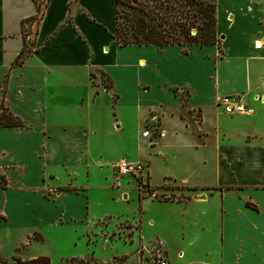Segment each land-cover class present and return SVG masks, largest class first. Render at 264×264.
Here are the masks:
<instances>
[{"label": "crops", "instance_id": "crops-1", "mask_svg": "<svg viewBox=\"0 0 264 264\" xmlns=\"http://www.w3.org/2000/svg\"><path fill=\"white\" fill-rule=\"evenodd\" d=\"M43 1L0 0V109L23 121L0 126V225L88 224L92 193L114 188L137 200L140 248L176 240L181 264H264V0H215L219 42L163 47L117 43V0ZM29 18L35 42L15 64ZM226 96L250 111L226 113ZM150 115L158 132L143 137ZM129 158L155 195L128 176L112 186ZM94 172L110 183H80Z\"/></svg>", "mask_w": 264, "mask_h": 264}, {"label": "rangeland", "instance_id": "rangeland-1", "mask_svg": "<svg viewBox=\"0 0 264 264\" xmlns=\"http://www.w3.org/2000/svg\"><path fill=\"white\" fill-rule=\"evenodd\" d=\"M160 1L162 0H155L154 2L159 3ZM211 1L215 2V0ZM37 3L40 8H43V5L45 4L43 0H37ZM120 9L129 12L131 18L142 14L139 11L131 9L126 4H120ZM33 25L31 24V27H25L28 41L26 56L31 52L32 45L35 42L36 27L34 26V31L31 30ZM165 26L168 30H172V35L184 40L183 37L178 36L179 28L175 26L174 22H167L165 23ZM172 26H175V28ZM192 31H196V29ZM192 34H196V32H192ZM92 78L99 79V81L107 87H110L112 83L111 78L103 71H98L97 73L93 72ZM115 78L117 82H120L121 76L118 73L115 74ZM134 117V114H132L131 119L133 125L135 124ZM158 123L159 121L153 115H150L146 125L149 135L146 130L142 134L143 137H153L156 135L158 132ZM129 138L128 135L124 136V134L119 137L122 141ZM131 157H134V155H131ZM111 158H114V156L111 155ZM129 160L135 161V159L132 158H129ZM117 162L118 161L111 165L113 187L119 186V183L121 182L123 183V178L118 177V174L115 173L114 165ZM105 169L107 173L111 171L109 168ZM110 173H108L109 177H111ZM129 178L134 180L133 182H137L133 176L129 175L128 179ZM58 179H61V181L68 180L64 172L58 174ZM131 180H128L129 183H132ZM79 181L84 185L97 183L106 184L110 183V178L105 179L103 178L102 173L94 172L90 178L80 176ZM147 189L150 188H140L144 194L151 195ZM52 191L53 189H49L50 193H52ZM113 195L117 196V192L114 188H105L92 193L90 196L92 207L88 216V224L82 225L77 223L78 221H73L71 223L59 225H39L32 224L33 221L28 219V223L24 224L21 228L17 226L0 225V264L11 262L13 256H20L23 259H28L34 254L48 256L51 259V264L148 263L144 258L146 251H141L142 248L139 247V243L135 241V235H132L131 232V227L135 226L132 223L135 220L134 216L139 214L137 200H126L123 198L121 202H116V199H112ZM137 225L139 227V224ZM35 226H38V229H34ZM36 230L39 231V233H35L34 237H41L42 234L43 241L33 238V232ZM30 241H34V243L30 244ZM176 244V240L175 242L171 241V245H168L169 247L166 246V248L170 252L172 261L181 264L175 255V250L178 248V245ZM163 246L165 247V245Z\"/></svg>", "mask_w": 264, "mask_h": 264}, {"label": "trees", "instance_id": "trees-1", "mask_svg": "<svg viewBox=\"0 0 264 264\" xmlns=\"http://www.w3.org/2000/svg\"><path fill=\"white\" fill-rule=\"evenodd\" d=\"M35 4L40 9L37 0ZM117 0V26L115 39L119 45L154 44L160 47L169 44L182 45H214L219 41L217 30V4L211 0ZM120 4H126L131 9L139 11L140 15L131 18L127 11L120 9ZM35 18L23 21V38L25 47L19 53L14 63H23L26 56L27 33L26 24ZM167 22H174L178 29V36L172 35V30L165 26ZM175 26H172L175 28ZM196 29V34L192 30ZM0 126H23V121L8 109H0ZM43 240V237H34ZM4 264H51L48 256H38L22 259L14 256L12 261Z\"/></svg>", "mask_w": 264, "mask_h": 264}, {"label": "built area", "instance_id": "built-area-1", "mask_svg": "<svg viewBox=\"0 0 264 264\" xmlns=\"http://www.w3.org/2000/svg\"><path fill=\"white\" fill-rule=\"evenodd\" d=\"M31 30L34 31V26ZM220 103L223 105L224 111L228 114L248 113L250 111L247 105L243 103L241 98L238 96H226ZM147 133L149 135V131ZM114 167L115 173L118 174V177L122 178L130 175L138 180L141 189H146L148 187L146 179H144L146 165L143 162L121 159L114 165ZM147 191L149 194L155 195L151 189H147ZM141 251H146V255L144 256V258L148 261L146 264H171L167 249L160 241H156L151 248L142 247Z\"/></svg>", "mask_w": 264, "mask_h": 264}, {"label": "bare ground", "instance_id": "bare-ground-1", "mask_svg": "<svg viewBox=\"0 0 264 264\" xmlns=\"http://www.w3.org/2000/svg\"><path fill=\"white\" fill-rule=\"evenodd\" d=\"M263 46V43L262 42H256V47L257 48H262Z\"/></svg>", "mask_w": 264, "mask_h": 264}, {"label": "water", "instance_id": "water-1", "mask_svg": "<svg viewBox=\"0 0 264 264\" xmlns=\"http://www.w3.org/2000/svg\"><path fill=\"white\" fill-rule=\"evenodd\" d=\"M196 31H193V33H195ZM223 38V37H222Z\"/></svg>", "mask_w": 264, "mask_h": 264}]
</instances>
